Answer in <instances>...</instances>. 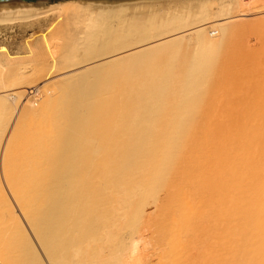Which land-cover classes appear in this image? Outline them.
Instances as JSON below:
<instances>
[{"label": "bare ground", "instance_id": "6f19581e", "mask_svg": "<svg viewBox=\"0 0 264 264\" xmlns=\"http://www.w3.org/2000/svg\"><path fill=\"white\" fill-rule=\"evenodd\" d=\"M13 32L0 264H264V0L0 8Z\"/></svg>", "mask_w": 264, "mask_h": 264}, {"label": "water", "instance_id": "95a60500", "mask_svg": "<svg viewBox=\"0 0 264 264\" xmlns=\"http://www.w3.org/2000/svg\"><path fill=\"white\" fill-rule=\"evenodd\" d=\"M136 0H0V8L42 6L65 2H113Z\"/></svg>", "mask_w": 264, "mask_h": 264}, {"label": "rangeland", "instance_id": "374dc122", "mask_svg": "<svg viewBox=\"0 0 264 264\" xmlns=\"http://www.w3.org/2000/svg\"><path fill=\"white\" fill-rule=\"evenodd\" d=\"M13 35H16V33L14 34V32L13 33H10L9 35H8V41H4V40H6L7 39V37H2V38H0V45H6V47H7V49H10V47H11V49L10 50H12V49H14L13 51H17V48H19V47H22V46H19L18 44H20V45H22V42L19 40V37H18V39L16 40V39H14L13 37ZM22 34H19V36H21ZM11 36V37H10ZM9 39H11L10 41H9ZM21 39V38H20ZM2 42V43H1ZM10 42V43H9ZM13 43V44H12ZM12 46H11V45ZM4 45V46H5ZM13 45H14V47H13ZM16 45V46H15Z\"/></svg>", "mask_w": 264, "mask_h": 264}]
</instances>
